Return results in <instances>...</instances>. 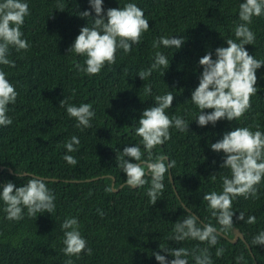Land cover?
Here are the masks:
<instances>
[{
  "label": "trees",
  "instance_id": "1",
  "mask_svg": "<svg viewBox=\"0 0 264 264\" xmlns=\"http://www.w3.org/2000/svg\"><path fill=\"white\" fill-rule=\"evenodd\" d=\"M27 2L30 15L25 17L21 30L31 48L27 52L11 48L8 59L16 66L0 65L19 93L16 103L8 106L12 124L0 126V191L9 181L23 186L30 172L47 182L56 207L52 214L40 213L37 218H29L25 208L24 219L17 222L6 219L5 205L0 200V264H65L69 257L62 252L65 245L60 224L70 217L78 219L80 233L93 249L90 256L82 252L79 259L71 257L73 264H159L153 252L160 251L169 261L174 259L159 245L207 247L194 240L177 244L167 237L175 222L187 215L181 202L204 224L219 228L202 198L205 193L222 191L221 177L230 173L221 168L224 153L213 151L210 144L236 127L255 131L259 125V130L264 131V65L256 70L259 90L251 97L252 108L240 121L223 119L215 126L209 123L200 127L194 120L199 109L190 99L203 71L199 59L209 51L215 59L217 47H227L226 39L236 40L233 29L241 23L239 4L244 0H103L105 13L108 8L136 3L144 10L150 28L130 54L119 49L116 63L105 65L94 76L76 67L86 66L85 56L68 52L81 28L90 26L91 18L96 16L89 0ZM58 3L64 5L63 11L56 9ZM85 10L91 12V18H81L79 13ZM249 27L256 34L255 45L244 47L256 59L264 60V16L253 17ZM161 36L185 39L180 49L153 48V40ZM157 51L168 58L169 67L164 75L161 67L143 81L138 72L151 66ZM149 85L150 96L144 91ZM169 92L174 99L166 114L185 119L189 130L170 129L171 140L157 146L153 158L164 154L168 157L165 164L175 161L169 173L179 198L166 173L163 195L151 205L146 194L151 178L145 177L148 182L143 187H128L117 158L125 146L134 145H139L143 158H147L135 129L143 110L156 106L154 97ZM64 98L76 106L91 104L95 112L91 128L76 127V120L60 107ZM72 136L80 140L78 151L67 153L77 159L75 166L63 159L64 145ZM16 171L26 174L21 177ZM213 173L215 181L210 176ZM258 188L259 199L233 200V228L210 248L213 264H237L236 257L241 253L247 264H264V245L252 244L253 237L264 231V181ZM240 212L245 214L244 221L237 219ZM250 215L256 217L255 224L245 222ZM235 228L245 241L229 240ZM219 247L225 252L218 258L215 252ZM188 264H195L191 256Z\"/></svg>",
  "mask_w": 264,
  "mask_h": 264
},
{
  "label": "clouds",
  "instance_id": "2",
  "mask_svg": "<svg viewBox=\"0 0 264 264\" xmlns=\"http://www.w3.org/2000/svg\"><path fill=\"white\" fill-rule=\"evenodd\" d=\"M91 8L96 13L91 18V12L85 10L80 12L81 18H91L89 26L82 27L79 35L75 38L68 52L85 56V65H76L80 72L86 75H98L105 65L111 66L116 63V53L122 49L125 54H130L133 45L141 43L142 35L150 28L148 19L145 18L144 10L136 3L128 2L118 8H108L106 13L103 8V0H89ZM57 10H64V5L58 3ZM30 15V7L27 0H0V65L14 68L15 61L8 59L11 48L17 52H27L31 44L27 39L22 38V26L25 17ZM264 16V0H244L239 4L238 18L241 21L233 29L234 39H226L227 47L215 49V59L209 51L199 59V65L203 71L199 78V84L191 94V101L199 109L194 119L198 126L204 127L211 123L213 126L220 120L240 121L252 108L251 97L258 93L256 70L264 65V60L256 59L245 49L244 45H255L256 34L249 25L253 23V17ZM184 37L174 38L161 36L153 40L152 47L180 49L184 43ZM239 42H236V41ZM168 58L157 51L154 62L151 66L138 72L139 77L144 81L148 79L154 70L163 67L165 71L169 67ZM145 95H151V86L145 87ZM19 93L15 86L7 79V73L0 70V126L7 127L12 124L8 115L10 104H15ZM174 95L169 92L165 95L154 97L156 106L143 110L138 120V127L135 129L147 158L141 151L139 145L125 146L121 155L117 158L118 167L126 174V185L130 188L143 187L148 181L145 177L151 178L150 187L147 189L149 203L155 205L162 197L165 184V174L169 175V169L175 167V161L171 160L165 164L168 157L164 154L156 155L153 158V150L171 140L170 129L175 128L180 132H188L189 122L180 116L169 117L166 109L172 108ZM60 107L66 109L70 118L76 120V127L81 130L91 128V120L95 112L89 103H82L79 106L69 104L68 98L60 101ZM205 109H212L211 112H204ZM80 140L72 136L64 145L66 154L63 159L67 164L75 166L77 159L67 153L78 151ZM210 148L219 153H224L222 169L229 170V175H223L222 191H212L203 195L207 201V207L212 217L217 220L219 228L211 223L204 224L197 215H194L190 208L181 203L187 215L177 220L173 226L172 233L168 240L177 244L194 240L207 247L201 248L199 244L189 249L185 247L169 248L159 245V248L174 259L168 260L160 251L153 252L159 264H188V257L191 256L195 264H213L210 248L218 244L222 233L233 228L232 210L233 200L238 197L245 199H259L258 185L264 181V131L259 130V125L253 131L250 127H236L226 132L223 138L210 144ZM130 158V159H126ZM23 176L24 172H17ZM213 181L216 175H210ZM27 182L17 187L13 182H7L0 191V200L3 201L6 219L9 221H20L24 219V209H27L29 218H37V214L50 213L55 211V195L48 188L47 182L39 176L28 172ZM170 178V177H169ZM106 191H111L106 188ZM103 216V212L97 209ZM238 220L244 221L245 214L239 213ZM248 224H255L256 217L248 216L245 221ZM60 228L63 231L62 252L69 257L65 264H73L71 257L80 258L81 253L92 255L93 249L88 246L85 238L80 233V224L76 217L66 218ZM253 245H264V231L259 232L252 239ZM225 252L223 247L216 249V257H222ZM237 264H247L244 254L236 257Z\"/></svg>",
  "mask_w": 264,
  "mask_h": 264
},
{
  "label": "water",
  "instance_id": "3",
  "mask_svg": "<svg viewBox=\"0 0 264 264\" xmlns=\"http://www.w3.org/2000/svg\"><path fill=\"white\" fill-rule=\"evenodd\" d=\"M24 174H26V172H24ZM169 177H170V181H171V183H172V186H173V189H174V191H175V193L177 194V191H176V189H175V185L173 184V179H172V177H171V175H170V173H169ZM45 179H54V178H49V177H44ZM94 178H96V177H94ZM94 178H89V179H94ZM113 183H114V178L112 177V181H111V185L113 186ZM122 185V184H121ZM120 185V186H121ZM119 186V187H120ZM112 189L113 190H117L118 188H113L112 187ZM177 197L179 198V195L177 194ZM181 203H183V202H181ZM186 207V206H185ZM222 236H224V237H226V235L224 234V233H222L221 234ZM238 238H241L243 241H245V239H244V236H243V234L238 230V229H234V235H233V237L231 238V239H229L230 241H232V242H234V241H236ZM247 244V243H246ZM247 246H248V248H249V250H250V247H249V245L247 244ZM251 251V250H250Z\"/></svg>",
  "mask_w": 264,
  "mask_h": 264
}]
</instances>
